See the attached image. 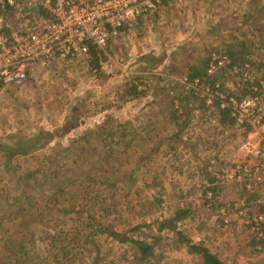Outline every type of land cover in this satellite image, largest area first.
Masks as SVG:
<instances>
[{
  "label": "crops",
  "instance_id": "0c3cea01",
  "mask_svg": "<svg viewBox=\"0 0 264 264\" xmlns=\"http://www.w3.org/2000/svg\"><path fill=\"white\" fill-rule=\"evenodd\" d=\"M222 1L224 0H170V9L164 4L159 10V13L157 12L154 17L149 19L146 17L142 30L136 34V38L133 36L135 39L134 43L136 42L137 44L138 40L140 41L138 45H136L137 47L133 49V51L137 53V61H139V63L134 66V68L137 69V72H135L136 74H125L127 76L124 77V80L135 75L143 76L144 78L142 81L147 82L148 79H151V76L158 77L162 75V77H165L161 78V80L163 79L162 83L166 85H174L177 95L179 96L180 94L182 96L186 94V90L184 89L183 84L178 81V77L189 73L194 67L202 65L203 63L200 61L201 59L203 60V56L206 54L205 51L212 46L221 48L226 44H239L243 40L248 46H251V54H249L250 58L255 57L257 64L261 60L264 62V23H262L264 22V19L262 18L260 19V22H256L254 20L255 18L253 19L252 17L251 20V17L248 15L251 10L254 13V9L258 8L255 7L257 3L263 2L264 5V0H244L245 2L243 1L242 3L244 5H241L243 8L238 11L237 4L234 3V9L231 10V5L223 7L222 3H220ZM225 10H228V12ZM187 16L189 17L187 18ZM254 24L256 25L254 26ZM151 25H158L159 29L153 33L146 32L147 26ZM222 31L224 36L222 35ZM215 32H218L219 40L216 42V40L213 39V42H211L210 39H208V36ZM225 34H227V36H225ZM193 38H195L193 40V42H195V48L190 50V41ZM203 39L207 40L202 43ZM207 41L209 43H206ZM261 45H263V47ZM158 46L164 51L161 53L160 57L154 58V50L156 49L157 53L159 52ZM195 50H198L197 53L194 52ZM244 64L247 65V63ZM257 64L253 65V67ZM39 72L42 73L43 71L39 70ZM47 75H45L44 78H46ZM79 79L80 74L79 76L74 75V80ZM33 80H35V78H33ZM123 81L120 79V81L115 84H121ZM115 84L108 83L102 87L100 84L92 81L86 87L84 85L83 90L86 91V96H88L89 90H93L89 93L88 97L98 94L100 88L106 86L110 87V90L106 89L105 97H92L94 99L89 100L88 103L86 102L92 109L91 112L80 113L71 107L70 115H68L66 112L62 111L64 109L62 104H52L49 103V101L42 103V101H45L46 99L41 98L39 104L44 106L42 109H35L37 112H33V115H30L29 118L28 116L27 118L21 117L20 123L24 132L19 131V129H12L10 126L11 124L3 122L6 125V128H0V136L7 132H15L18 133V136L26 138V141L29 142H32L33 139L36 140L43 135H45V137L44 139L39 140L41 141L40 146L35 149L22 150L19 152L22 155H18L14 159L9 158L10 161H8V158L4 159V157H1L0 170L5 171L8 175L12 176V174L9 173V168L6 166L8 164L10 166L14 165L12 171L17 173L21 169L25 168L29 170L32 165L35 166V159L46 157V152L51 153L57 149L63 152L62 149L69 148L68 151H66L68 153H74L75 156L77 155L78 157L80 152L85 153L86 151H91L93 147L92 153L94 155H92L93 159L91 163L94 164V167L92 169L93 165H90L91 169L89 170V173L91 170L94 171L95 169L97 174L93 172L95 174H92V178L98 180L100 176H104L106 178V184L109 186L111 185L113 190L109 189L106 191L102 186H96V182H93V187H95L100 193H104L107 196V199L108 196L112 195L118 197V210H121L120 212L122 215V219L117 223V227L120 230L138 224L135 222L134 217L136 216L134 211L137 210L136 202L137 200L146 201L148 199L145 198V195L140 193L142 190L148 188H151L150 191H153V189H155L154 187L158 186L160 183L158 178L161 180L167 178L164 180L165 189L162 188V191L166 192V198L168 197L173 204L171 209V212L173 211V213L170 215L174 216L177 210L185 206L191 207V204L188 202H190L192 196H190V198H183V195L186 196V192L174 189L175 185H179L181 186V189L184 190V182L187 178L185 169L194 165L196 160L199 161L198 163L196 161V167L199 168L202 179H204V177H209L208 175L210 174L207 165L210 169L215 165L214 163L213 165H210L206 163L204 159L200 160L199 157V144L202 143V137L199 131L200 128H204L201 126H204L206 120L201 123L197 121L199 116H201L199 114L197 115V110L190 111L191 114L188 120L184 122L183 126H177L176 121L169 115L164 97L146 94L143 98L119 102L115 99V97L117 98L119 90L117 93L112 92L115 91L116 88L118 89ZM93 86L95 87L93 88ZM49 88H51V86H49ZM98 89L99 92L97 91ZM94 91L98 93H95ZM49 94L45 93V96ZM110 94L112 96L108 100L107 98ZM113 94H115V96ZM110 100L111 102H109ZM95 103L98 104L95 105ZM104 103L109 104V106L103 108L102 106ZM59 104L62 106L57 111L58 113L54 112L51 114L50 110H47V108L53 106L55 108L56 105ZM35 105H37V103H33V106ZM114 108L116 109L114 110ZM133 118H138L140 121L139 123L144 126V129L141 130L139 128L137 133L135 132V139L131 140L130 146H127L126 149L121 147L124 152H119L120 146H118L113 153L109 152V154H106V152H104L98 156L99 150L103 149V147L100 149L99 142H96L95 140H97V137L102 139L106 137V135L100 134V124H105L106 127H109L110 123L116 124L119 121ZM194 121L198 122V126H196V128L199 127V129L197 128L198 133H196V136H194V134L187 135L188 138H191V141H187L186 138L183 137V133L186 132V128L191 126ZM135 125H137V123ZM27 128H29V130H27ZM34 135H36V137ZM132 136L134 137V134H132ZM144 138L147 139L144 141ZM73 142L78 146L68 147ZM36 149L37 154L33 152V150ZM63 154L64 153L58 157ZM110 159L118 160L112 162L113 160ZM54 161L55 160L53 159V163H55ZM14 167H16L17 170H14ZM65 167L66 166L63 168L62 166L56 169L60 173L68 174ZM101 168H103L104 171H101ZM47 172H49L48 169ZM218 186L222 197V192H227L226 185L219 183ZM238 195L239 192L234 196L237 198ZM150 198L151 199L150 201H147V204L155 205V201L151 202L153 198L157 199L154 192ZM104 202L107 203V200L104 199ZM147 207L149 206L147 205ZM40 208L43 210L42 207ZM40 212L41 211L38 210V213L36 214H39ZM130 212H132L131 215L129 214ZM26 214L29 215V211L26 210ZM170 215L168 216L170 217ZM186 221L187 220L185 219L184 222ZM144 225L147 226V224ZM9 226L13 225L10 224ZM142 226L143 225L140 227ZM5 228H8V226H5ZM9 230L11 231V229ZM183 231L188 237H190L191 233H187L185 229ZM214 232L215 231L213 230V233ZM198 236H200V234H197L195 237L200 240ZM218 238L219 240L229 239V237ZM219 240L216 239L214 242L218 243ZM229 240V243L233 245L234 241L231 242V239ZM112 241L113 239L109 240L107 237H104L97 244L101 249L102 254L109 252V258L115 260V257L125 250L126 245L124 243L120 244Z\"/></svg>",
  "mask_w": 264,
  "mask_h": 264
},
{
  "label": "trees",
  "instance_id": "16d2710c",
  "mask_svg": "<svg viewBox=\"0 0 264 264\" xmlns=\"http://www.w3.org/2000/svg\"><path fill=\"white\" fill-rule=\"evenodd\" d=\"M169 1L160 0L155 9L146 16L147 19L154 17L157 12L159 13L164 4L170 9ZM248 15L254 16L253 11L251 10ZM146 17L139 19L132 26H122L119 29V35L131 32L132 29L136 34L139 33L144 26ZM112 41L110 39L104 48L90 43L86 61L76 60L79 65L78 70H83L84 64H86L90 70L89 73L94 76H98L99 72L103 74V66L114 52ZM250 48L251 46H248L243 40L239 44H226L220 49L229 55L233 64L245 65L244 63H247L249 69L251 68V73L255 74V82L258 83L260 80L264 81V62L261 60L257 64L255 57L250 58ZM208 58L209 53L205 57L203 56L202 65L194 67L189 73L183 75L188 76L189 80L204 75ZM255 64L257 65L253 67ZM84 73L87 74L86 71ZM180 77H178V81ZM143 78V76L133 75L121 84H117L118 89L112 91L117 93L119 90L115 99L123 102L143 98L146 94L164 97L169 115L176 121L177 126H183L192 110H197L202 116L205 115L203 101L197 99L192 90L184 88L186 94L182 96L179 94L178 96L174 85L162 83L163 79L161 80V78H165L162 75L151 76L147 82L142 81ZM91 91L89 90L88 95ZM105 106L108 107L109 104L104 103L102 107L105 108ZM218 116L221 124L232 123L233 118L230 117L228 110L218 108ZM205 120L207 121V119ZM139 122L138 118H133L119 121L116 124L110 123L109 127L100 124V134L106 135V137L104 136L103 139L97 137L95 140L99 142L100 149L103 147L99 150L98 156L104 152L106 154L113 153L118 146H120L119 152H124L122 148L126 149L127 146H130L131 140L135 139V134L139 128L144 129V126ZM136 123L137 125H135ZM196 133L195 131L192 134L196 136ZM17 134L7 132L0 136V145H2V141H17L15 146L18 149L20 141L27 139ZM146 139L144 138V141ZM22 142L27 143L28 141ZM71 146L76 147L78 145L73 142L68 147ZM5 147L9 149L10 153L6 155L4 151L1 152L0 155L4 159L10 156L14 159L18 155H22L10 145ZM68 149H62L63 152L58 149L54 152L50 151L51 153L46 152V157L38 160L40 165H32L29 170L24 168L16 173L12 171L14 165L8 164L6 166L12 176L0 170V264H150L156 254V240L153 236L149 239L139 237L137 230L139 232L140 224L119 230L117 223L122 219V215L121 210H118V197L112 195L108 196L107 199L104 193H100L93 187V182H96V186H102L106 191L113 190L111 185L106 184L104 176H100L98 180L92 178V174L96 173L95 169L89 173L90 165H93L92 169L94 167V164L91 163L92 155H94L92 153L93 147L91 151L80 152L78 157L74 153H68ZM62 153L64 154L58 157ZM53 159L55 163H53ZM110 160L116 162L118 159ZM62 166L63 168L66 166L65 170L68 174L60 173L56 169ZM224 167L226 165L220 161L216 169H210L209 177H204V181L207 183L206 189L211 190L214 195L221 194L218 184L224 183L222 176ZM217 169L220 170L217 171ZM14 170L17 168L14 167ZM100 170L104 171L103 168ZM245 193V186L242 185L239 196L242 197ZM37 197L42 198L43 201H39ZM104 199L107 200V203L104 202ZM157 200L160 201V199ZM212 205V209L215 211L220 203L214 201ZM260 208L261 210L264 209V207ZM26 210L29 211V215L26 214ZM38 210L41 212L36 214ZM189 214L190 208L185 206L176 211L173 219L180 220ZM10 224L13 225L10 234L14 232V236L6 238L4 231L8 230L5 226ZM165 226L173 228L165 221L159 224V229ZM174 233L177 242L186 245L189 253L197 255L201 264H227L205 244L204 240L193 241L181 229H175ZM104 237L109 240L113 239L112 242L126 245L121 254L115 255V260H111L106 253L102 254L98 247L97 243ZM15 241H17L16 245ZM257 243L253 238H249L247 242L255 250Z\"/></svg>",
  "mask_w": 264,
  "mask_h": 264
},
{
  "label": "built area",
  "instance_id": "2783aa9c",
  "mask_svg": "<svg viewBox=\"0 0 264 264\" xmlns=\"http://www.w3.org/2000/svg\"><path fill=\"white\" fill-rule=\"evenodd\" d=\"M159 2L0 0V86L22 87L34 67L86 61L90 43L104 48L122 26L136 24ZM208 59L204 75L193 80L181 75L179 81L203 101L206 118L221 133L223 145L231 140L230 134L242 133L235 143L236 157L219 158L229 167L223 182L237 179L246 193L235 202L222 203L221 194L206 189L203 179V206L211 209L214 201L220 203L216 208L224 235H233V228L244 229L264 257V209L260 208L264 207V81L256 83L249 67L233 64L222 49L211 51ZM218 108L229 111L231 124L220 123ZM252 134L255 139L249 138Z\"/></svg>",
  "mask_w": 264,
  "mask_h": 264
},
{
  "label": "rangeland",
  "instance_id": "374dc122",
  "mask_svg": "<svg viewBox=\"0 0 264 264\" xmlns=\"http://www.w3.org/2000/svg\"><path fill=\"white\" fill-rule=\"evenodd\" d=\"M244 0H224L220 3H222L223 7L227 5H231V10H233L234 3L238 5L237 11L242 9L241 5L243 6ZM245 2V1H244ZM255 7H258L257 9H254V16L253 19L256 22H260V19H264V5L263 2L257 3ZM228 12V10H225ZM189 16H187L188 18ZM251 17V20H252ZM250 18V17H249ZM255 22V23H256ZM264 23V22H262ZM257 24V23H256ZM254 24V26L256 25ZM223 26V25H222ZM159 29L158 25H151L147 26V31L153 33L154 31H157ZM224 31V29H223ZM222 31V35L224 36ZM164 34V33H163ZM125 36V37H124ZM136 38V32L132 29L131 32L122 34L118 36H115L112 38V49L114 50L113 54H111L108 59V61L104 64L103 67V74L99 72L98 76H94L92 73H89L90 70L87 67L86 64H84L83 70H78L79 65L75 61L67 62V63H60L59 65H55L53 67H34L31 69L28 79L24 86L19 88H5L1 87L0 89V128L4 129L6 128L5 124L3 122H7L11 124V128L16 129L19 131H23L21 128V117L28 118L30 115H33V112H37L35 109L40 108L42 109L44 106L42 104H39L40 99H46L45 101H42V103L49 101V103H60L63 105L64 109L62 111L66 112L68 115H70V108L74 109L78 112H88L92 111L90 106L87 104L89 100H92L96 97L106 96V89L110 90V87L106 86L104 88H100L97 90L98 92L94 91L95 93H98L96 95H92L91 97H88L85 95L84 85L85 87L90 84L92 81H97L98 84H100L102 87L103 85L110 84V83H118L120 79L123 81L125 76L130 75L131 73L136 74L137 69L134 68L135 65L139 63L137 61V53L133 51L134 48H136L138 43L140 42L138 40L137 44L134 43V38ZM227 36V34H225ZM195 38H193L190 41V50H192L195 45V42H193ZM208 39H210L211 42H213V39L218 42V32H215L213 34H210L208 36ZM207 40V39H206ZM203 39L202 43L206 41ZM193 43V44H192ZM206 43H209L208 41ZM263 47V45H261ZM261 47V48H262ZM260 48V49H261ZM155 49V48H154ZM214 49H220V47L212 46L210 47L206 52L210 53ZM155 54L153 55L154 58L160 57L161 53L164 51L158 46V53L155 49ZM198 50H195L194 52L197 53ZM204 56V57H205ZM78 60V59H77ZM203 60L201 59L200 62ZM143 62V60H142ZM43 71L42 73L39 72ZM84 71L87 72L83 73ZM41 73V75H40ZM48 73V75H47ZM80 74L79 80H74V75ZM127 74V75H125ZM47 75L46 78L44 76ZM35 76V77H33ZM35 78V80H33ZM116 85V84H115ZM51 86V88H49ZM99 86V85H98ZM100 86V87H101ZM114 86V85H111ZM95 86H93L94 88ZM8 89V90H7ZM227 91H229L227 89ZM45 93H50L49 95L45 96ZM115 96V94H113ZM112 95L110 94L109 98ZM94 97V98H92ZM264 99V98H263ZM87 102V103H86ZM264 102V100H263ZM33 103H37V105L33 106ZM56 105L54 108H47V110H50V113H58L57 111L62 105ZM71 109V112H72ZM116 108H114L115 110ZM29 111V112H28ZM204 111V110H203ZM197 115L199 114L198 111H196ZM36 114V113H34ZM38 115V114H36ZM200 115V114H199ZM207 115H201L199 116V119L197 121L204 122ZM194 121L191 126L186 128V132L183 133V137L186 138L187 141H191V138H188L190 134L193 132L198 133L199 127L196 128L197 123ZM207 124H204L203 129L200 128V134L202 137V143H200V160L204 159L206 163L212 166V168L216 169L220 163L221 156L223 160H228L230 157L235 158L236 155L234 154V148L235 143L243 137L242 133H234L230 134L229 137L231 140L223 145L222 144V135L217 130V127L212 122V120L209 122V120L206 121ZM206 125V126H205ZM25 129V127H24ZM29 130V128H27ZM42 131V130H40ZM24 132V131H23ZM49 133V131L47 130ZM188 135V136H187ZM199 135V134H198ZM36 137V135H34ZM45 135L42 137H39L36 140H32V142L23 143L22 140L19 143V148L15 146L17 141L13 142H6L2 141V145H0V153L5 152L7 154L10 153L9 149L5 146H12L15 149H17V153L21 152L22 150H30L35 149L38 146L41 145V139H44ZM249 137V135H247ZM251 139H255L256 136L253 134L250 135ZM1 144V143H0ZM178 147V145H177ZM207 148V149H206ZM213 151V152H211ZM37 154V149L33 150ZM6 154V155H7ZM3 157L0 155V158ZM11 158V157H9ZM8 158V161L10 159ZM41 158L35 159V166L40 165V161H38ZM197 161V160H196ZM194 162L195 164L192 166H189L185 169L186 174V180L184 182V190L181 189V186L175 185L174 189H178L179 191H185L186 196L183 195V198H190L189 204H191L190 208V214L186 216V218L180 219V220H174L173 217L170 214L171 209L173 207V204L171 201L166 198L165 191H162V188L165 189V183L164 180L167 179H159L160 182L158 186H155L153 191H150L151 188L142 190L140 194L145 195L146 201L137 200V210L134 211L135 215V222L138 224L143 225L140 227V230L137 235L139 237L147 238L153 236V238L156 240V249H155V257L152 258V261L150 264H201L200 259L197 255L191 254L187 251L186 245L180 244L176 240V236L174 233L175 229H185L187 233L190 234V239L193 241H198V238L195 237L197 234H200L198 236L200 240L204 239L205 244L208 245V247L216 253L223 261L227 262L228 264H264L263 262V254H261L259 251H256L253 248H251V245L247 244L248 239L251 238L250 235L246 234V231L242 229L233 228L234 232L233 235H224V231L222 232L220 230L221 223L219 220L220 213L217 210L206 209L205 206H203V198L200 194V191H202L203 188V179L201 175V171L199 168L196 167L197 163L199 161ZM209 171L210 168L207 165ZM229 170V167L225 168L224 170ZM220 169H217L219 171ZM197 177V178H194ZM184 178V177H183ZM202 181V182H200ZM223 185H226L227 192H222L221 202L227 203L231 201H236L237 198L234 196L241 190L242 184L237 179L232 180H226ZM156 190V191H155ZM154 192V195H156L157 199H160L158 202L157 199L153 198L151 202H156L155 205L147 204V201H150V196ZM189 194V195H188ZM39 195V194H37ZM239 196V195H238ZM39 201H43L42 198L37 197ZM181 199V198H180ZM188 201V200H187ZM233 202V203H234ZM147 205L150 207H147ZM165 206V207H164ZM155 207V208H154ZM154 208V209H153ZM217 209V208H215ZM175 213V212H174ZM130 215L132 212L129 213ZM170 215V217L168 216ZM57 217V216H56ZM169 217V218H167ZM185 219L187 220L186 222ZM168 222V225L173 226V228H170L168 226L162 227L159 229V224L162 222ZM144 224H147L145 226ZM8 231H4V235L6 238H9V236H14V232L10 234L9 229H13V226H8ZM213 230L215 231L213 233ZM16 236V235H15ZM217 236V237H216ZM218 237L222 238H228L231 239V242H233V245L229 243V239L226 240H219ZM197 239V240H196ZM218 239L219 242L215 243L214 241ZM16 240V239H15ZM251 241V240H250ZM17 241H15L16 245ZM117 253V252H116ZM108 257L110 256L109 252H106ZM115 254V253H113Z\"/></svg>",
  "mask_w": 264,
  "mask_h": 264
},
{
  "label": "clouds",
  "instance_id": "9594fccd",
  "mask_svg": "<svg viewBox=\"0 0 264 264\" xmlns=\"http://www.w3.org/2000/svg\"><path fill=\"white\" fill-rule=\"evenodd\" d=\"M120 34V33H119Z\"/></svg>",
  "mask_w": 264,
  "mask_h": 264
}]
</instances>
